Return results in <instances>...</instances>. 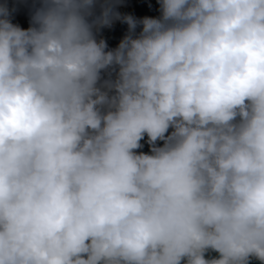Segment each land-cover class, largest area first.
Returning <instances> with one entry per match:
<instances>
[{
	"label": "clouds",
	"instance_id": "obj_1",
	"mask_svg": "<svg viewBox=\"0 0 264 264\" xmlns=\"http://www.w3.org/2000/svg\"><path fill=\"white\" fill-rule=\"evenodd\" d=\"M156 2L0 0V264H264V0Z\"/></svg>",
	"mask_w": 264,
	"mask_h": 264
},
{
	"label": "trees",
	"instance_id": "obj_2",
	"mask_svg": "<svg viewBox=\"0 0 264 264\" xmlns=\"http://www.w3.org/2000/svg\"><path fill=\"white\" fill-rule=\"evenodd\" d=\"M120 10L122 12L131 13L137 17L143 15H156L157 2L156 0H120ZM15 22H18L22 27L27 25L26 10L21 8L15 13ZM125 25L119 21L113 23L111 28L102 29V34L109 46L114 45L122 35Z\"/></svg>",
	"mask_w": 264,
	"mask_h": 264
}]
</instances>
